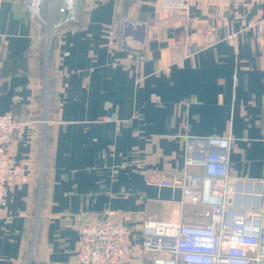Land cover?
I'll list each match as a JSON object with an SVG mask.
<instances>
[{
    "label": "crops",
    "instance_id": "0c3cea01",
    "mask_svg": "<svg viewBox=\"0 0 264 264\" xmlns=\"http://www.w3.org/2000/svg\"><path fill=\"white\" fill-rule=\"evenodd\" d=\"M24 1L0 0V115L37 123L7 146L18 172L0 264H74L80 227L105 219L129 230L131 264H151L143 223L201 211L157 185L199 172L185 168L186 137L233 138L229 173L261 180L264 207V0H77V20L50 36L46 10L42 21ZM129 20L139 62L111 44Z\"/></svg>",
    "mask_w": 264,
    "mask_h": 264
},
{
    "label": "built area",
    "instance_id": "2783aa9c",
    "mask_svg": "<svg viewBox=\"0 0 264 264\" xmlns=\"http://www.w3.org/2000/svg\"><path fill=\"white\" fill-rule=\"evenodd\" d=\"M77 0H25L23 9L42 21L43 9L53 29L75 22ZM162 7L181 9L184 0H162ZM58 14L59 18L54 20ZM53 22V23H52ZM132 23L125 21L117 40L111 42L127 51V58L144 59V38L130 36ZM261 23L257 29L261 31ZM151 94L150 102L159 104ZM110 120L115 119L111 115ZM37 123L32 118L19 121L9 114L0 115V216L5 202V190L17 174L8 163L7 146L13 133ZM233 138L186 137L185 168L170 177H157L160 187L180 190L184 203L199 207L200 212L187 221H146L142 226L140 249L154 255L151 264H264V207L259 180L241 179L229 173V152ZM129 230L110 220L87 222L79 229L74 264H130Z\"/></svg>",
    "mask_w": 264,
    "mask_h": 264
},
{
    "label": "rangeland",
    "instance_id": "374dc122",
    "mask_svg": "<svg viewBox=\"0 0 264 264\" xmlns=\"http://www.w3.org/2000/svg\"><path fill=\"white\" fill-rule=\"evenodd\" d=\"M258 23V22H257ZM257 23L256 24H253V25H251V26H255V27H257L256 25H257ZM261 29H262V23H261ZM10 115V114H9ZM12 116V115H11ZM20 121V120H19ZM16 133H13V137H14V135H15ZM13 137H12V139H13ZM12 141V140H11ZM11 143V142H10ZM161 176H165V175H163V174H157V177H161ZM165 177H170V176H165ZM12 180V179H11ZM10 180V181H11ZM9 181V182H10ZM7 186V185H6ZM192 207H195V206H192ZM105 220H110V219H105ZM97 221H99V220H97ZM111 222H114V221H112V220H110ZM181 221H183V220H181ZM185 221V220H184ZM90 222H96V221H90ZM146 222V221H145ZM131 264V263H130Z\"/></svg>",
    "mask_w": 264,
    "mask_h": 264
}]
</instances>
